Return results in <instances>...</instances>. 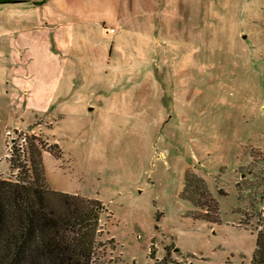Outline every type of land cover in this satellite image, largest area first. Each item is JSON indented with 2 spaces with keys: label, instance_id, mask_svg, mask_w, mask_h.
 Here are the masks:
<instances>
[{
  "label": "rangeland",
  "instance_id": "obj_1",
  "mask_svg": "<svg viewBox=\"0 0 264 264\" xmlns=\"http://www.w3.org/2000/svg\"><path fill=\"white\" fill-rule=\"evenodd\" d=\"M118 5L115 18L83 17L71 103L6 132L11 157L29 166L36 135L49 185L103 202L104 262L154 264V241L156 259L168 246L181 264H249L264 224V0ZM11 17L0 6L5 39L20 29ZM188 172L220 222L188 216L210 209L181 198Z\"/></svg>",
  "mask_w": 264,
  "mask_h": 264
},
{
  "label": "trees",
  "instance_id": "obj_2",
  "mask_svg": "<svg viewBox=\"0 0 264 264\" xmlns=\"http://www.w3.org/2000/svg\"><path fill=\"white\" fill-rule=\"evenodd\" d=\"M16 1L0 0V3ZM46 1L34 3L42 5ZM30 138L33 140L29 143L30 165L18 162L19 158L12 155L10 162L17 170L16 178L0 177V264L111 263V260L103 261L98 238L105 205L96 198L53 190L45 175L42 140L36 135ZM55 156L60 157V154ZM184 183L181 198L197 207L201 205V197L204 199L202 205L211 209V214L208 209L204 215L188 213V216L220 222L219 203L207 190L203 178L188 172ZM159 216L157 212L156 222ZM158 228L156 226L155 230ZM256 242L249 264H264V224L256 232ZM153 244L154 241L149 245V256L155 260L154 264H181L171 258L168 246L164 247L165 255L156 259Z\"/></svg>",
  "mask_w": 264,
  "mask_h": 264
},
{
  "label": "crops",
  "instance_id": "obj_3",
  "mask_svg": "<svg viewBox=\"0 0 264 264\" xmlns=\"http://www.w3.org/2000/svg\"><path fill=\"white\" fill-rule=\"evenodd\" d=\"M34 1L42 0L0 3L12 11L7 20L10 26L20 28L10 38L0 36L1 179L14 180L17 174L10 162L5 133L35 130L48 117L46 107L61 108L71 103L80 75L82 48L74 32L83 30V17L115 18L119 8L118 0H48L42 5ZM4 22L0 18V26ZM7 124H12L11 128ZM46 157L43 153V162ZM181 253L178 251V255Z\"/></svg>",
  "mask_w": 264,
  "mask_h": 264
},
{
  "label": "built area",
  "instance_id": "obj_4",
  "mask_svg": "<svg viewBox=\"0 0 264 264\" xmlns=\"http://www.w3.org/2000/svg\"><path fill=\"white\" fill-rule=\"evenodd\" d=\"M10 132H7V134H9ZM22 148V145H19ZM17 171V170H16Z\"/></svg>",
  "mask_w": 264,
  "mask_h": 264
}]
</instances>
